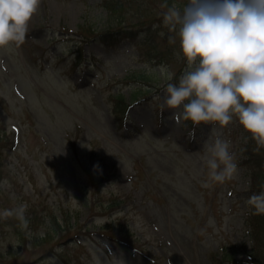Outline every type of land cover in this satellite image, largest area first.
<instances>
[{
    "label": "rangeland",
    "instance_id": "374dc122",
    "mask_svg": "<svg viewBox=\"0 0 264 264\" xmlns=\"http://www.w3.org/2000/svg\"><path fill=\"white\" fill-rule=\"evenodd\" d=\"M114 1L117 30L127 25L129 38H95L108 27L102 0H41L26 39L0 49V181L12 186L0 190V210L25 203L29 221L22 229L0 219V264H264V215L258 261L244 227L246 195L264 184L250 188L254 177L236 160L233 180L205 187L210 127L177 124L161 108L167 83L184 69L163 5L187 0ZM151 20L157 28L146 39ZM140 73L158 89L135 105V88L152 87L135 82ZM118 95L132 106L115 110ZM245 135L238 123L223 132L233 151ZM249 147L256 150L254 141ZM107 205L113 213L101 216ZM107 218L122 249L93 234ZM56 225L62 230H49Z\"/></svg>",
    "mask_w": 264,
    "mask_h": 264
},
{
    "label": "clouds",
    "instance_id": "9594fccd",
    "mask_svg": "<svg viewBox=\"0 0 264 264\" xmlns=\"http://www.w3.org/2000/svg\"><path fill=\"white\" fill-rule=\"evenodd\" d=\"M41 0H0V49L27 37ZM163 25L179 38L174 52L184 69L167 83L161 108L177 124L210 127L201 160L207 168L205 187L233 180L238 172L232 142L224 138L238 123L256 145L264 148V0H187L183 6L163 5ZM176 43L175 37L170 38ZM174 74L168 75L173 80ZM193 133H190V136ZM12 186L0 181V190ZM253 215H264V191L251 195ZM27 204L0 210V219L14 218L28 227Z\"/></svg>",
    "mask_w": 264,
    "mask_h": 264
},
{
    "label": "trees",
    "instance_id": "16d2710c",
    "mask_svg": "<svg viewBox=\"0 0 264 264\" xmlns=\"http://www.w3.org/2000/svg\"><path fill=\"white\" fill-rule=\"evenodd\" d=\"M102 1L104 3L105 9L108 12L107 14L109 15L108 20H107L108 27L106 29L107 33L102 34V36H106L110 33V31H112L113 27L114 28L116 27V26H113L114 23H116V24L121 23V21H119V19H118L119 18L118 12L120 11L121 7L118 4V1H114V0H102ZM142 23H145V22H142ZM154 24H156V21L151 20L150 21V28H152V26ZM149 32H150V29L147 31V34ZM149 53L151 56L157 57L155 51L152 48H150ZM154 57H152V59H154ZM157 59H158V57H157ZM135 78H136L135 82H141L142 83V84H140V86L142 85L141 86L142 88L145 85L152 86V83H150L151 79L144 74H141V73L137 74V75H135ZM138 89H139V87L136 88L135 93L133 94V99L134 98L136 99L141 94L140 90H138ZM116 101H117L116 107L119 106V104L123 106L124 102L122 100V97H120V96L117 97ZM248 139H249V143H250L251 139L250 138H248ZM5 143H6V141H5L4 137L0 136V148ZM249 143H247L246 147H244L243 153H244L246 161H247L246 166L249 163L248 170H249L250 174L254 177V185L253 186L256 187V186H260L261 185L260 183L264 184V167L262 169H260L262 166H264V157L259 158V153L261 152L260 150L259 151L254 150L252 152L250 147H249ZM256 181H257V183H256ZM259 181H261V182H259ZM101 210L111 211L109 207H107V208L103 207ZM261 218H262V215H253L252 210H249L245 216V227H246V229H247V231L251 237L252 244H253V250H258V255H256L255 253L252 254L253 259L259 258L260 254H261V251H259L260 246H261V233H262L260 225H259V221L261 220ZM70 226H68V227L70 228ZM56 227L54 228L52 226L49 230H52V229L62 230L61 226L56 225ZM46 232L47 233L46 234L44 233L42 240L48 236L47 235L48 230ZM111 237H113V236H111ZM253 250H252V252H253ZM258 260L259 259H257L256 261H258Z\"/></svg>",
    "mask_w": 264,
    "mask_h": 264
}]
</instances>
